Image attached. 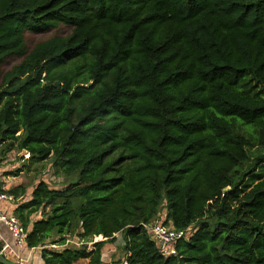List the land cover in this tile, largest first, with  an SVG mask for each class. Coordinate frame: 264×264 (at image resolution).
Returning a JSON list of instances; mask_svg holds the SVG:
<instances>
[{
    "label": "trees",
    "instance_id": "16d2710c",
    "mask_svg": "<svg viewBox=\"0 0 264 264\" xmlns=\"http://www.w3.org/2000/svg\"><path fill=\"white\" fill-rule=\"evenodd\" d=\"M10 57L0 145L69 179L8 191L46 264H102L119 234L127 264H264V0H0ZM155 221L188 231L176 255Z\"/></svg>",
    "mask_w": 264,
    "mask_h": 264
},
{
    "label": "rangeland",
    "instance_id": "374dc122",
    "mask_svg": "<svg viewBox=\"0 0 264 264\" xmlns=\"http://www.w3.org/2000/svg\"><path fill=\"white\" fill-rule=\"evenodd\" d=\"M70 32H71L70 26H67L65 24H60L57 28H54L49 32L31 33L27 31L25 35L27 39L28 48L32 49L34 45L40 41H43L55 35L66 36ZM21 60L22 58L19 57H10L6 60V62L2 66V73L0 74V86L4 81L3 79L5 74L8 71H10L15 65L19 64ZM55 171H56L55 163L51 158L39 162L36 161L35 159H32L31 155L20 152L16 146L14 148H9L7 147V144L0 145V175L7 180V185L9 189L15 188L17 186H24L25 190L28 191L27 193L28 195L33 191V188L40 179H45L52 187L62 188L66 184L64 183V181L69 179H66L62 175L55 174ZM14 202L16 203L15 199ZM13 208H14L13 202L10 201L3 202V210L5 212L9 214L13 213L14 211ZM38 217H39L38 215H35L34 218H38ZM9 232L10 234L8 233V236L12 238L13 244L17 248H19L21 252H24L23 249L24 250L26 248L30 249V247L26 244V242L20 245L10 229ZM56 238L59 239L58 237ZM123 240L124 239L122 235L119 234L117 242L118 245L120 246V249H118L117 251L118 253H116V256H119L120 254L122 255L123 253L121 251L124 243ZM2 247L3 245H1V249ZM9 257H11L14 260H18V258L15 256H9ZM84 262L86 261H81L78 264H85Z\"/></svg>",
    "mask_w": 264,
    "mask_h": 264
},
{
    "label": "built area",
    "instance_id": "2783aa9c",
    "mask_svg": "<svg viewBox=\"0 0 264 264\" xmlns=\"http://www.w3.org/2000/svg\"><path fill=\"white\" fill-rule=\"evenodd\" d=\"M7 180L0 175V222L6 224V226L12 231L16 237L18 243L22 245L26 242L27 231L23 222L14 213H7L3 210L4 201H12L13 196L9 192ZM144 227L151 234L152 239L157 243L159 251L164 256L176 255V243L183 238L188 236V231L177 230L172 226L166 225L161 221H155L152 223L144 224ZM76 236V235H75ZM100 239L106 240L103 236H95L91 241L83 242L75 237H69L66 240V245L73 244L75 246H82L83 244L94 245L99 242ZM101 241V240H100ZM118 241V240H117ZM115 242L118 245V242ZM124 244V243H123ZM9 244H5L3 250L9 248ZM122 264H127L126 257Z\"/></svg>",
    "mask_w": 264,
    "mask_h": 264
},
{
    "label": "crops",
    "instance_id": "0c3cea01",
    "mask_svg": "<svg viewBox=\"0 0 264 264\" xmlns=\"http://www.w3.org/2000/svg\"><path fill=\"white\" fill-rule=\"evenodd\" d=\"M13 204H14V202H13ZM14 207H15V205H14ZM4 210H5V208H4ZM13 210H14V208H13ZM8 233L10 234L9 229L6 226V224L3 222H0V252L5 254L10 259H12V258L9 256H15L18 258V261H21L23 263L46 264V262L43 258V254H42L43 253L42 247L30 248V249L26 248L25 250L23 249L24 252H21V250L13 244V240L11 237L8 236ZM100 240L102 241L104 239H100ZM5 244H9L10 247L5 249V251H4L3 247L5 246ZM1 245H3L2 249H1ZM49 247L59 248V247H61V245L50 244ZM87 247H88V250H89V248L91 250L93 248V245L87 244ZM118 247H119V245H116L115 243L112 245L111 244L105 245V248L103 250V262H102V264H122V262L124 261L125 255L122 253V255L120 254L119 256H116V253H118L117 251L119 249ZM81 261H86L84 263L89 264V258L88 259L87 258L86 259H80L77 262H75L74 264H78Z\"/></svg>",
    "mask_w": 264,
    "mask_h": 264
},
{
    "label": "water",
    "instance_id": "95a60500",
    "mask_svg": "<svg viewBox=\"0 0 264 264\" xmlns=\"http://www.w3.org/2000/svg\"><path fill=\"white\" fill-rule=\"evenodd\" d=\"M0 264H28V263H23L18 260L10 259L5 254L0 252Z\"/></svg>",
    "mask_w": 264,
    "mask_h": 264
}]
</instances>
